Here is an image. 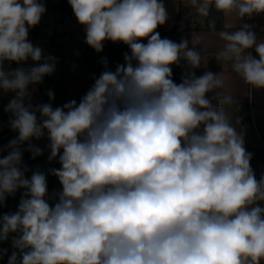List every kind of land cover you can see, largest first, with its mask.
<instances>
[{
	"label": "clouds",
	"instance_id": "9594fccd",
	"mask_svg": "<svg viewBox=\"0 0 264 264\" xmlns=\"http://www.w3.org/2000/svg\"><path fill=\"white\" fill-rule=\"evenodd\" d=\"M68 3L90 47L102 52L105 41L122 42L131 54L115 72L104 59L105 70L79 103L33 106L29 87L55 70L54 58L28 40L46 7L42 0H0V91L15 94L5 111L18 133L0 148L7 151L0 205L23 189L18 210L0 217V241L17 234L8 264H260L264 176L255 178L243 135L223 107L233 97L217 93L218 107L206 97L223 89V74L173 81L171 65L183 59L197 68L202 56L187 40L160 37L156 29L168 19L161 0ZM187 3L203 17L212 6L239 18L264 13V0ZM218 35L224 45L216 59L264 89V42L247 24ZM253 47L259 58L246 54ZM29 58L36 66L4 69ZM45 136L49 161L61 165L49 170L62 189L51 197L47 175L36 170L27 178L21 167V146L27 143L34 159L43 151L30 141Z\"/></svg>",
	"mask_w": 264,
	"mask_h": 264
},
{
	"label": "crops",
	"instance_id": "0c3cea01",
	"mask_svg": "<svg viewBox=\"0 0 264 264\" xmlns=\"http://www.w3.org/2000/svg\"><path fill=\"white\" fill-rule=\"evenodd\" d=\"M164 1L165 0H161L163 3ZM179 11H181L182 40H187L188 48L190 50L194 49L202 56L201 65L197 68H192L186 60L181 59L179 84L182 83L183 77L193 73L196 77H200L206 72L223 74V89H216L208 92L206 97L210 100L213 107L219 106L220 98L217 97V93L230 94L233 97V104L224 105L223 107L229 113L231 121L236 129H239L241 125L244 126V129L240 133L243 135L246 151L252 155L250 166L253 169L255 178L260 180L261 177L264 176V89L253 88L246 84L238 74L232 71L231 62H219L216 56L224 45V41H222L218 35L220 31L234 32L240 30L243 25L247 24L250 26V30L255 34L257 43L264 42V13L239 18L235 12L225 15L218 12L214 6H212L209 9V15L203 17L196 12L195 8L187 3V0H170V9L167 12L168 19L165 24L162 25L165 31L171 29L173 21ZM225 25H231L232 27L226 28ZM194 38L197 39L199 43L193 44ZM140 42L147 43V39H143ZM103 48L106 50V54L97 60V62L95 61V50L92 48L93 51L90 56L93 73L99 64L104 59L108 58L109 51L105 43ZM247 53L259 58L258 54L255 52V47L247 49L246 54ZM128 54H131L129 48ZM124 63L125 62L119 63L118 65ZM12 64L13 62L6 63L7 71H12L10 70ZM173 81L178 84L177 80ZM41 85L43 87L47 86V81L43 80ZM33 88L35 89L34 91ZM38 90L39 88L37 85L29 87V91L32 93L31 103L33 106L38 105ZM3 96L7 107L15 94L11 92L3 93ZM26 103H28V101H26ZM37 116L39 119V113H37ZM237 121H239V123H237ZM17 135L18 133H15L12 139L16 138ZM30 143L43 151L42 155L35 158L41 157L44 154H50V149L47 147L49 141L46 139V136L40 140L33 139ZM21 147L23 151L32 157V154L26 150L28 147L27 143ZM47 159L35 164H42ZM55 160H58V158ZM26 164L29 166L35 165L32 163H24L21 166ZM12 202L14 203L13 197ZM259 205L264 207V201L259 202ZM16 206L18 207V205ZM0 264H2L1 258ZM260 264H264V259L260 261Z\"/></svg>",
	"mask_w": 264,
	"mask_h": 264
},
{
	"label": "rangeland",
	"instance_id": "374dc122",
	"mask_svg": "<svg viewBox=\"0 0 264 264\" xmlns=\"http://www.w3.org/2000/svg\"><path fill=\"white\" fill-rule=\"evenodd\" d=\"M164 5L168 12L170 9V0H165ZM58 16L56 14L55 19H58ZM46 31L52 32L51 44L54 48L55 70L53 76L46 79L47 86L43 87L41 83L37 85L39 88L37 103L38 105L50 103L53 108L62 107L71 100H76L79 103L80 99L87 93V85L93 74L90 56L92 55L93 49H90L88 54L84 51L85 45L83 40L86 39L85 29L78 23L76 18L70 19L67 17L62 22L52 20L50 26L45 31L40 32L38 38L32 42L34 46L41 48L43 57L46 56V53H44L45 46L43 44V41L47 39ZM105 54L106 50L104 48L102 52L95 51V61L97 62ZM116 67L110 71L115 72ZM49 91L54 94V99L52 100L47 95ZM47 155L49 157L50 154ZM0 157H2V153H0ZM25 166L28 169L25 172L27 178H30L36 170L42 171L47 175L50 197L62 190L58 178L51 175L49 171L50 169H59L61 167L59 160L49 161L47 159L42 164L31 166L26 164L21 166L22 169ZM22 192L23 189H20L12 195L14 204L19 205ZM49 202L52 203L51 200Z\"/></svg>",
	"mask_w": 264,
	"mask_h": 264
},
{
	"label": "trees",
	"instance_id": "16d2710c",
	"mask_svg": "<svg viewBox=\"0 0 264 264\" xmlns=\"http://www.w3.org/2000/svg\"><path fill=\"white\" fill-rule=\"evenodd\" d=\"M46 7V12L42 15L40 23L29 30L28 40L32 43L37 38L40 32L45 31L48 26H50L52 20L62 22L65 18H76L73 10L68 3V0H42ZM58 14V19L56 18ZM156 31L160 34V37L167 38L173 42L180 43L182 41V28H181V11L175 17L171 29L164 30L162 25L158 26ZM105 46L109 51L108 57H111V62L107 64V70H112L117 64L125 62L124 55L128 53V46L122 42L113 43L111 41H105ZM4 65L5 71H7V66ZM172 68V79L177 80L179 84L180 72H181V60L179 64L171 65ZM15 69V63L12 64L10 70ZM6 101L3 96V92L0 91V148H5L9 142L12 140L13 135L16 133L10 127V119L12 118L9 112L5 111ZM2 157L7 155V151H0ZM22 164L24 163H39L48 158V155L44 154L38 158H32L28 153L23 151ZM18 210V207L12 202V196H8L4 204L0 205V217L4 214H12ZM17 234H10L7 240L0 241V250H6L2 255H0L1 263L8 264L9 257L17 249L12 246V238ZM19 257V253H18Z\"/></svg>",
	"mask_w": 264,
	"mask_h": 264
},
{
	"label": "built area",
	"instance_id": "2783aa9c",
	"mask_svg": "<svg viewBox=\"0 0 264 264\" xmlns=\"http://www.w3.org/2000/svg\"><path fill=\"white\" fill-rule=\"evenodd\" d=\"M51 35H52V32L51 31H46V36H47V39L43 41V44H44V48H45V51L44 53H46V56L45 58L47 57H52L54 58L55 60V55H54V48H53V45L51 44ZM83 43L85 45V48H84V51L85 53H89V50L92 49L91 47H89V45L86 43V39L83 40ZM43 62V60L41 61V63ZM15 63V62H13ZM33 66H36V62L32 61L30 58L26 61V62H22V63H15V69L17 68H24V69H29ZM53 76V73L51 75H47L44 77V81H46V79L50 78ZM244 129V126L241 125L239 127V129H237L238 133H240L242 130Z\"/></svg>",
	"mask_w": 264,
	"mask_h": 264
},
{
	"label": "water",
	"instance_id": "95a60500",
	"mask_svg": "<svg viewBox=\"0 0 264 264\" xmlns=\"http://www.w3.org/2000/svg\"><path fill=\"white\" fill-rule=\"evenodd\" d=\"M107 64H109L111 62V57H108L106 59ZM105 70V65L104 63H100L99 66L96 68V70L94 71L88 85H87V89L86 92L93 86L95 79L99 78L100 74Z\"/></svg>",
	"mask_w": 264,
	"mask_h": 264
}]
</instances>
